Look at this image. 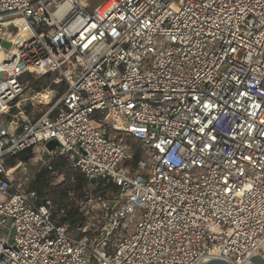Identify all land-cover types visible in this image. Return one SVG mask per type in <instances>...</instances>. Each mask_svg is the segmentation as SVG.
<instances>
[{"label":"built area","instance_id":"1","mask_svg":"<svg viewBox=\"0 0 264 264\" xmlns=\"http://www.w3.org/2000/svg\"><path fill=\"white\" fill-rule=\"evenodd\" d=\"M106 1L0 0V264L264 260V0ZM42 169L92 187L71 214Z\"/></svg>","mask_w":264,"mask_h":264},{"label":"rangeland","instance_id":"2","mask_svg":"<svg viewBox=\"0 0 264 264\" xmlns=\"http://www.w3.org/2000/svg\"><path fill=\"white\" fill-rule=\"evenodd\" d=\"M89 2H90L89 3L90 9H96L100 6L105 7L107 4H109V1H106L103 4V0H89ZM54 78H55L54 75H50L46 77L45 76L39 77L37 75H32L31 78H29L24 82L25 85L24 93L33 96L35 93H42L45 90H55L56 99H58L65 91L66 85L63 80L53 85L52 81L54 80ZM47 108L48 107H45V105L27 106L26 112L28 114L30 113V114L40 115ZM123 139L135 150L139 149L138 143L132 141L128 137H123ZM23 156L24 157L28 156V158L24 160L22 158ZM33 156L34 154H32L30 151L23 152L11 158L12 160H10L8 164L11 166L16 163L17 164L25 163L26 167L30 168V159ZM44 160L46 161L47 157H45ZM54 167L58 168L59 164L56 163ZM43 171H46L47 174L45 176L44 187L41 190L40 195L44 196L47 199L52 200L55 204H62V205L66 204V207H68L67 209L69 210L70 214L72 213L71 212L72 210H75L73 207V200L80 201L81 199H83L84 195L89 192V189L92 188L89 187V184L83 180L81 175L72 174L67 170H63L62 173L59 174L57 177H53L50 171H48L47 169H42L36 173L37 175L35 179H33L32 184H35V182L37 181V176L40 175ZM78 178H81V185L78 184L79 183ZM69 193L71 194L70 197L72 201L69 200V196H68ZM68 202L71 203L68 204Z\"/></svg>","mask_w":264,"mask_h":264},{"label":"water","instance_id":"3","mask_svg":"<svg viewBox=\"0 0 264 264\" xmlns=\"http://www.w3.org/2000/svg\"><path fill=\"white\" fill-rule=\"evenodd\" d=\"M2 45L6 48L10 47L9 43L2 42ZM54 97V96H52ZM58 144L56 142H49L46 145V148L51 151L53 150ZM251 264H264V260L259 256L255 255L252 256L250 259ZM198 264H230L222 259H202Z\"/></svg>","mask_w":264,"mask_h":264},{"label":"trees","instance_id":"4","mask_svg":"<svg viewBox=\"0 0 264 264\" xmlns=\"http://www.w3.org/2000/svg\"><path fill=\"white\" fill-rule=\"evenodd\" d=\"M26 80H28L29 78L32 77V75H26ZM139 157V154L138 152L135 154L134 156V161H136ZM24 160H26L28 158V156L26 157H22ZM47 172L46 171H43L40 175L37 176V181L35 182V184H32V188L36 189L37 192L39 194H41V190L43 189L44 187V181H45V176H46ZM78 181H79V185H81V178H78Z\"/></svg>","mask_w":264,"mask_h":264},{"label":"bare ground","instance_id":"5","mask_svg":"<svg viewBox=\"0 0 264 264\" xmlns=\"http://www.w3.org/2000/svg\"><path fill=\"white\" fill-rule=\"evenodd\" d=\"M105 3V2H104ZM103 3V4H104ZM111 6V3H110V1H109V4H107L105 7H100V9H99V12L100 13H104V12H106L108 9H109V7ZM19 38V36L18 37H15L14 38V40L15 39H18ZM51 92H49V90H47L46 92H42V93H40L39 95H37L36 96V98L37 99H40V100H45V101H43V102H46V103H48L49 102V98H50V96H51Z\"/></svg>","mask_w":264,"mask_h":264}]
</instances>
